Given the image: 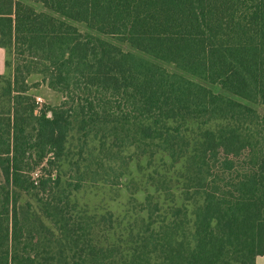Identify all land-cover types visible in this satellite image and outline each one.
Here are the masks:
<instances>
[{"label": "trees", "instance_id": "1", "mask_svg": "<svg viewBox=\"0 0 264 264\" xmlns=\"http://www.w3.org/2000/svg\"><path fill=\"white\" fill-rule=\"evenodd\" d=\"M30 1L0 0L6 71L63 100L0 77V264H256L264 0Z\"/></svg>", "mask_w": 264, "mask_h": 264}, {"label": "rangeland", "instance_id": "2", "mask_svg": "<svg viewBox=\"0 0 264 264\" xmlns=\"http://www.w3.org/2000/svg\"><path fill=\"white\" fill-rule=\"evenodd\" d=\"M26 2L32 3L30 0H25ZM34 7L43 11L44 8L40 4L32 3ZM79 27V29L86 33L88 30L83 24L75 23ZM125 50H128L129 47L127 45L122 46ZM8 59L11 62L10 67H8L7 71L4 74V79H12L13 88L15 89H27V94L33 95L36 97L37 101L42 105H50L56 106L63 100V95L59 92H56L50 89L46 83H42V76L39 73L29 74V70L35 67V61L26 54L21 53L18 50H15L8 55ZM34 63V64H33ZM33 64V65H32ZM168 71L175 72L176 69L173 65H164ZM41 66L38 67L40 69ZM34 70V69H33ZM29 74V75H28ZM206 85L211 88L213 91L218 93H223L219 86L207 84ZM242 103L254 108L259 115L264 117V106L260 103H253L246 100L239 99Z\"/></svg>", "mask_w": 264, "mask_h": 264}, {"label": "crops", "instance_id": "3", "mask_svg": "<svg viewBox=\"0 0 264 264\" xmlns=\"http://www.w3.org/2000/svg\"><path fill=\"white\" fill-rule=\"evenodd\" d=\"M6 60V50L0 46V77L6 72ZM256 264H264V255L257 258Z\"/></svg>", "mask_w": 264, "mask_h": 264}]
</instances>
